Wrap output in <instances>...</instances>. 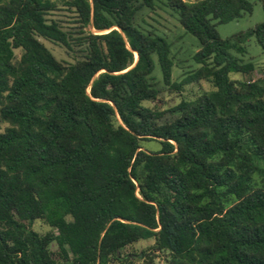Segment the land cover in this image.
Here are the masks:
<instances>
[{
	"label": "trees",
	"instance_id": "16d2710c",
	"mask_svg": "<svg viewBox=\"0 0 264 264\" xmlns=\"http://www.w3.org/2000/svg\"><path fill=\"white\" fill-rule=\"evenodd\" d=\"M252 8L0 0V264H264V78L229 76L253 70L250 38L264 55V18L215 27ZM161 9L198 41L180 81L170 41L136 19ZM201 79L212 89L181 95Z\"/></svg>",
	"mask_w": 264,
	"mask_h": 264
},
{
	"label": "rangeland",
	"instance_id": "374dc122",
	"mask_svg": "<svg viewBox=\"0 0 264 264\" xmlns=\"http://www.w3.org/2000/svg\"><path fill=\"white\" fill-rule=\"evenodd\" d=\"M147 10L141 11L136 17L137 21L142 24V26L150 25L158 33L163 34L171 43V57H172V73L171 79L173 81H180L188 75L189 71L196 69L199 65L192 60V54L198 49V41L191 34L185 33L183 28L177 22L176 17L171 14L169 11L161 9L156 13L151 14L150 17H147ZM144 18L146 21L142 22L141 18ZM264 18V10L261 1L253 0V8L250 13L245 12L242 16L230 20L224 23H217L216 30L222 38L228 37L233 33L238 31L253 27L255 24L261 22ZM147 23V24H145ZM46 45L53 51L55 56L59 59H64L66 61H71V55L67 54L66 51L59 47L56 44L45 42ZM247 54L244 56V60L248 59L253 63L254 68L247 74L239 72L229 73L230 78L232 79H255V78H264V55L261 52L259 45L255 42L254 38H250L247 42ZM136 57V56H135ZM156 85L160 88H164V84L161 80V75L159 72V67L155 61L154 71ZM212 89L210 82L201 79L198 81H192L184 84L181 95L186 98H192L200 92L207 91ZM166 90H163L162 96L158 98L161 107H165L169 104H172L177 99L173 100L171 94H167ZM142 145L148 149L156 150L159 145L155 141H144ZM34 229L43 233L48 229L42 221L37 220L33 223ZM151 240L141 241L136 247H145L150 244ZM52 249H55V246H52ZM156 261H161L160 258H157Z\"/></svg>",
	"mask_w": 264,
	"mask_h": 264
},
{
	"label": "water",
	"instance_id": "95a60500",
	"mask_svg": "<svg viewBox=\"0 0 264 264\" xmlns=\"http://www.w3.org/2000/svg\"><path fill=\"white\" fill-rule=\"evenodd\" d=\"M136 56V55H135ZM135 60H136V57H135V59H134V62H135ZM133 65V64H132Z\"/></svg>",
	"mask_w": 264,
	"mask_h": 264
}]
</instances>
